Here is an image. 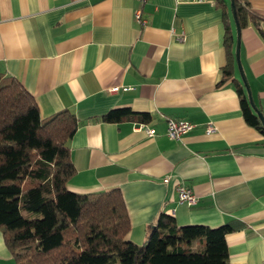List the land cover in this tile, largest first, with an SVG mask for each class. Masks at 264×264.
<instances>
[{
  "label": "crops",
  "instance_id": "crops-1",
  "mask_svg": "<svg viewBox=\"0 0 264 264\" xmlns=\"http://www.w3.org/2000/svg\"><path fill=\"white\" fill-rule=\"evenodd\" d=\"M246 1L261 30L251 21L241 28L240 57L264 116V0ZM225 30L213 0H0V73L26 88L44 118L68 109L80 120L70 141L76 174L69 189L120 188L132 241L144 243L161 214L179 226L230 224L229 264H262L264 135L244 120L232 80L218 85ZM118 108L151 119L102 120ZM170 119L195 127L171 139ZM139 124L145 128L136 130ZM181 183L195 192L196 205L179 202ZM0 264H16L2 230Z\"/></svg>",
  "mask_w": 264,
  "mask_h": 264
},
{
  "label": "trees",
  "instance_id": "trees-1",
  "mask_svg": "<svg viewBox=\"0 0 264 264\" xmlns=\"http://www.w3.org/2000/svg\"><path fill=\"white\" fill-rule=\"evenodd\" d=\"M213 1L223 11L226 29L227 64L218 85L232 80L244 120L264 135L239 78L232 10L226 0ZM230 1L240 28L251 21L261 30L262 18L246 0ZM136 115L143 123L151 119L149 113L118 108L102 120L119 123ZM79 126L68 109L44 118L26 88L0 73V230L16 264H229L230 224L179 226L174 216L161 214L138 244L129 238L132 226L120 188L70 190L76 174L70 141Z\"/></svg>",
  "mask_w": 264,
  "mask_h": 264
},
{
  "label": "built area",
  "instance_id": "built-area-1",
  "mask_svg": "<svg viewBox=\"0 0 264 264\" xmlns=\"http://www.w3.org/2000/svg\"><path fill=\"white\" fill-rule=\"evenodd\" d=\"M137 1L140 3V5H143L147 0H137ZM189 1L206 2L209 0H177V2H189ZM135 20L141 26L146 24V20L144 19L140 8H138L137 11L135 12ZM177 39L179 41H184V36L177 35ZM127 89L128 88H125V90ZM118 90H120L119 87H115L112 89V91L114 92ZM194 127L195 125L188 120L170 119L168 120V124H167V135L171 139H180L184 135L190 133L194 129ZM143 128H145V126L143 124H139L136 130H141ZM146 131L149 137H154L156 134V130L152 128L147 129ZM213 131H214V128L212 126L208 127L207 129L208 133H212ZM165 182H168V178L165 179ZM176 191L178 194L179 202L187 204L189 206H194L197 204L198 197L195 194V192L192 190V188L181 183L176 187ZM262 264H264V262Z\"/></svg>",
  "mask_w": 264,
  "mask_h": 264
},
{
  "label": "water",
  "instance_id": "water-1",
  "mask_svg": "<svg viewBox=\"0 0 264 264\" xmlns=\"http://www.w3.org/2000/svg\"><path fill=\"white\" fill-rule=\"evenodd\" d=\"M231 8H232V13H233L234 20H235V23H236L237 36H238L237 44H236V51H235L237 67H238V70H239V74H240L241 80H242L243 84L245 85V88H246V91H247L251 106L257 112V115L259 116V118H260V120H261V122L263 124V127H264V116H263L262 112L258 110V108H257V106H256V104L254 102V99H253V96H252V92H251V89H250V85L248 83V80H247V77H246V74L244 72V68H243L242 62H241V57H240V31H241V28H240V25H239L238 20H237L236 9H235L233 1H231ZM153 228H154V226H153Z\"/></svg>",
  "mask_w": 264,
  "mask_h": 264
}]
</instances>
